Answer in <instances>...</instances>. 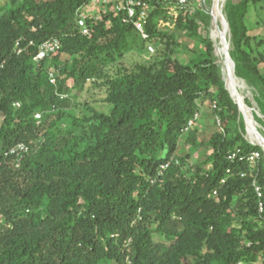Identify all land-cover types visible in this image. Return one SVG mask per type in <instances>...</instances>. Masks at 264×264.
<instances>
[{
    "label": "trees",
    "instance_id": "trees-1",
    "mask_svg": "<svg viewBox=\"0 0 264 264\" xmlns=\"http://www.w3.org/2000/svg\"><path fill=\"white\" fill-rule=\"evenodd\" d=\"M91 1L0 0V264H264L263 152L245 139L214 44L202 37L210 15L195 2L150 3L143 32L159 47L128 68L112 65L138 31L109 3L88 16L84 36L77 11ZM257 1L227 4L225 14L235 75L264 118V41L246 20ZM173 7L176 30L204 43L189 63L157 29ZM54 39L59 49L34 62ZM91 79L106 112L78 102ZM199 100L218 119L203 141L189 125ZM19 144L28 152L11 154ZM237 150L260 152L257 178L246 159H229Z\"/></svg>",
    "mask_w": 264,
    "mask_h": 264
},
{
    "label": "rangeland",
    "instance_id": "rangeland-1",
    "mask_svg": "<svg viewBox=\"0 0 264 264\" xmlns=\"http://www.w3.org/2000/svg\"><path fill=\"white\" fill-rule=\"evenodd\" d=\"M242 1L243 0H223L221 6H222V12L224 16L226 17L225 6L227 4L238 5ZM195 3L196 5L199 3V5L204 7L206 13L209 14L211 17L209 21V30L207 34L204 33V31H202L201 34H202L203 39L206 36H208L209 40L214 44L213 57L215 61L219 64L218 58L215 54L216 45H215L214 40L211 38V34H210L213 28V18H212V10H211L213 7V1L212 0H195ZM178 15L179 13L177 12L176 7H173V9H171L169 12L170 20L167 22H165L164 20H158L157 29L158 31H162L166 34L171 33V35H173L174 41H175V44L173 47L175 57L182 62L189 63L191 60H196L198 55L204 52V43L201 41L200 38L192 35L191 30H188V31L176 30L175 21ZM183 15H186V11L183 12ZM246 20H247V24L250 29V34L258 38H262L264 41V0L257 1L255 5L250 4V8H249V12H248ZM217 33L219 35L220 32L217 30ZM227 38L229 42V51H231L232 43H231L230 33L227 35ZM143 42H145L146 44L145 48L142 47ZM157 43L159 42L157 41L156 43H153V41H149V39L147 38V36L144 34L143 31L142 32L138 31L137 33H134V35L128 40L127 47L123 50L121 56L117 58L115 64H113L112 66L122 65L128 68H132V67H135V65L148 61L151 58V56L155 54L157 48L159 47V44ZM261 49L264 50V45ZM219 66H220V70L222 71L220 64ZM262 67L263 65L260 66V68ZM112 71L114 70H110V68H108L107 70L108 73H111ZM93 82L94 80L92 79L87 81L86 85L83 87V90H81V94L78 98V102L82 104L88 103L89 105L97 108L98 110L102 112H106L108 108L103 103V99L106 96L105 90L94 87ZM241 93L242 95H244L245 105L249 109H252L251 113L253 114V118L255 122L257 123L256 124L257 131H259L260 134L263 135L264 137V118L259 113L254 103V100H253L254 95H255L254 89L248 85V88L244 91L242 90ZM72 95H75V93ZM65 97L67 96L65 95ZM247 103H250L251 105L249 106ZM198 105H199L200 111L196 115L195 120L192 121L190 126L192 127L196 125L197 130H198V135L200 138L198 141H203L217 130L216 124H218V119L216 118V116L212 114L213 106L210 104L209 101L199 100ZM258 119L261 120L262 123H260ZM242 120L245 125V121L243 117H242ZM249 135L245 133L244 135L245 139L251 145L258 146L257 144H254L251 141V138L249 137ZM182 142L184 144V141ZM258 147L261 148L263 152V158H264L263 148L260 146ZM186 148L188 147H186L184 144L183 149H186ZM205 152L206 151H203L201 155L205 154ZM194 158H195V155H193L191 160L194 161ZM260 160H261V154H260V158L257 161H255L254 163H249L250 174L256 178L258 177L259 172H260L259 166H258V163ZM262 197H263V192H262ZM154 240L156 243L161 242V240L157 237Z\"/></svg>",
    "mask_w": 264,
    "mask_h": 264
},
{
    "label": "built area",
    "instance_id": "built-area-1",
    "mask_svg": "<svg viewBox=\"0 0 264 264\" xmlns=\"http://www.w3.org/2000/svg\"><path fill=\"white\" fill-rule=\"evenodd\" d=\"M168 3L173 4L174 6L184 7L187 6L191 2H195V0H92L88 6H84L77 11L78 16V26L81 29V32L84 36H88L90 34V30L87 25V18L90 15H95L98 13V9L106 8L109 3H113L115 5V9L117 12H121L122 14V22L124 24L132 25V27L142 32L144 26L147 23L149 11H150V3ZM60 47L59 41L54 39L48 42H45L38 48L37 55L34 58V62L38 63L48 57L49 55L56 52ZM152 50V49H151ZM49 82L52 85L56 84V78L53 71L49 73ZM41 116L39 114L36 115V119H40ZM192 121L189 123L191 125ZM28 152V148L24 144L17 145L13 150L10 151L11 154L20 153L24 154ZM260 158V153L258 151H254L250 153L247 157H241L240 151L232 153L229 156L231 161H235L239 159L242 161L246 159L248 163H254ZM166 168L163 166L162 169ZM254 189L256 196L259 200L262 199V191L260 186L254 182ZM216 194V193H214ZM258 211L262 215L264 213V205L260 201L258 205ZM262 220L264 221V216H262Z\"/></svg>",
    "mask_w": 264,
    "mask_h": 264
},
{
    "label": "bare ground",
    "instance_id": "bare-ground-1",
    "mask_svg": "<svg viewBox=\"0 0 264 264\" xmlns=\"http://www.w3.org/2000/svg\"><path fill=\"white\" fill-rule=\"evenodd\" d=\"M213 7H212V18H213V28L211 31V38L215 42V54L218 58L219 64L222 68L223 78L228 90L232 93L234 100L240 104L242 108V112L248 118L247 129L249 137L254 144L262 147L264 150V140L261 139L254 131V128H257V123L255 122L254 118H252L249 109L245 105V98L242 95L241 91L246 90L248 85L241 79L237 78L235 72L233 70V64L230 62L226 64L223 59V33H222V24L218 14L217 8L220 7L222 10V2L223 0H212ZM220 28V29H219ZM217 30L220 32L219 35ZM257 130V129H256ZM259 132V131H258ZM260 133V132H259Z\"/></svg>",
    "mask_w": 264,
    "mask_h": 264
},
{
    "label": "water",
    "instance_id": "water-1",
    "mask_svg": "<svg viewBox=\"0 0 264 264\" xmlns=\"http://www.w3.org/2000/svg\"><path fill=\"white\" fill-rule=\"evenodd\" d=\"M218 10V14H219V17H220V20H221V24H222V33H223V59H224V62L226 64H229L230 62L233 64V70H235V65H234V62L232 61L231 59V56H230V51H229V42H228V38H227V35L230 33V28H229V23L226 19V17L224 16L222 10L220 7L217 8ZM235 72V71H234ZM226 90L230 93L232 99L234 100L233 98V95L232 93L228 90L227 86H226ZM234 102L237 104L238 106V109H239V112L241 113L242 117L244 118V121H245V131L246 133H248V129H247V124H248V118L244 115V113L242 112V108L240 106L239 103H237L235 100ZM247 107V106H246ZM248 108V107H247ZM249 109V108H248ZM251 110L252 109H249L250 111V114L253 118V114L251 113ZM254 131L255 133L261 138L264 140V137L263 135H261L257 130L256 128H254Z\"/></svg>",
    "mask_w": 264,
    "mask_h": 264
}]
</instances>
